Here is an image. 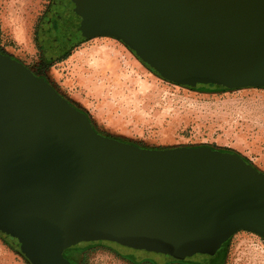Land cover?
Instances as JSON below:
<instances>
[{"label":"water","instance_id":"1","mask_svg":"<svg viewBox=\"0 0 264 264\" xmlns=\"http://www.w3.org/2000/svg\"><path fill=\"white\" fill-rule=\"evenodd\" d=\"M63 2L176 77L264 88V0ZM0 227L38 264L100 241L214 255L238 231L264 238V175L233 153L105 138L0 54Z\"/></svg>","mask_w":264,"mask_h":264},{"label":"rangeland","instance_id":"2","mask_svg":"<svg viewBox=\"0 0 264 264\" xmlns=\"http://www.w3.org/2000/svg\"><path fill=\"white\" fill-rule=\"evenodd\" d=\"M43 1L0 0V42L24 62L39 63L41 72L34 73L84 114L98 134L154 152L233 153L264 175V88L182 82L114 36L97 38L46 64L36 37ZM89 243L63 256L73 264H141L115 244ZM223 258L225 264H264V238L238 231ZM0 264L38 263L26 247L0 239Z\"/></svg>","mask_w":264,"mask_h":264},{"label":"flooded vegetation","instance_id":"3","mask_svg":"<svg viewBox=\"0 0 264 264\" xmlns=\"http://www.w3.org/2000/svg\"><path fill=\"white\" fill-rule=\"evenodd\" d=\"M43 3L44 6H42V10L44 12L40 14L41 16L38 18L36 37L38 38L37 44H39V47L41 48L42 56H44L43 62L46 64H51L56 60L67 58L76 48L90 44L97 38L112 36L91 18L73 12L72 9L64 4L63 0H44ZM0 54L11 57L39 77L42 81L46 82V80L40 75L34 73L41 72L39 71L41 68L39 63L31 64L24 62L22 58L10 54L8 48L1 42ZM31 65H34L35 68ZM0 239L2 243L4 242L12 247L15 246V244L22 245L17 241L11 231L6 230L3 227H0ZM101 243L106 244V242ZM114 244L118 246V249H116L125 257L141 264H225L223 254L227 249V245H225L214 255L201 254L199 256L203 257L201 259H196L197 255L185 257L176 253H170L167 255L158 254L126 248L116 243ZM66 259L68 260V258ZM68 262L73 264L69 260Z\"/></svg>","mask_w":264,"mask_h":264},{"label":"trees","instance_id":"4","mask_svg":"<svg viewBox=\"0 0 264 264\" xmlns=\"http://www.w3.org/2000/svg\"><path fill=\"white\" fill-rule=\"evenodd\" d=\"M129 48H130V49H131L136 55H138L141 59H143V60L146 59V60L150 61L151 63H153V60H152V59H150V58H148V57H146V56L140 54L137 50L131 48L130 46H129ZM153 64H155V63H153ZM156 65H158V64L156 63ZM162 71H163V73H165V74H167V75H169V76H171V77H173V78H175V79H178V80H180V81H182V82H191L192 84H198V85H200L201 87H218V86H220V85H225V84H220V85H214V84L204 85V84H199V83L194 82V81H192V80H184V79H181V78L176 77L175 75H173V74H171V73L165 72L164 70H162ZM154 72H155V71H154ZM247 162H248V161H247ZM248 163H249V162H248ZM101 242H106V241H100V242H97V243H101ZM228 242H229V241H228ZM228 242H226L223 246L227 245ZM106 243H110V244H112V242H106ZM90 244H91V243H90ZM113 244H114V243H113ZM118 245H119V244H118ZM77 246H79V245H76V246H74V247H71V248L65 250V252L68 251V250H71V249H73V248H75V247H77Z\"/></svg>","mask_w":264,"mask_h":264}]
</instances>
